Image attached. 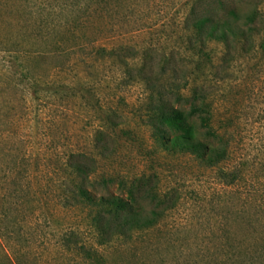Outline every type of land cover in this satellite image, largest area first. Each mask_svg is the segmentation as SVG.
Returning a JSON list of instances; mask_svg holds the SVG:
<instances>
[{"label":"rangeland","instance_id":"obj_1","mask_svg":"<svg viewBox=\"0 0 264 264\" xmlns=\"http://www.w3.org/2000/svg\"><path fill=\"white\" fill-rule=\"evenodd\" d=\"M217 1L0 0V264H89L63 247L72 231L105 264L264 246V0H224L257 16L228 42L194 27ZM197 95L228 151L215 167L167 150L153 127L160 99L188 110ZM81 187L174 203L154 227L100 246Z\"/></svg>","mask_w":264,"mask_h":264},{"label":"trees","instance_id":"obj_2","mask_svg":"<svg viewBox=\"0 0 264 264\" xmlns=\"http://www.w3.org/2000/svg\"><path fill=\"white\" fill-rule=\"evenodd\" d=\"M211 10L199 14L194 20V27L198 34L205 31L207 35L215 40L228 42L230 38L245 35V26L254 23L256 14L253 12L241 14L235 6L226 4L224 0H218ZM211 7V6H210ZM223 11V14L220 13ZM188 110L167 106L164 99H160L156 107V115L153 118V127L157 137L167 150L176 152H188L197 160L209 167H215L227 159L228 151L220 144V135L211 128V113L201 95L194 97ZM195 119L200 123L195 124ZM168 129L175 130L173 136H167ZM205 130V131H204ZM212 140L211 145L207 141ZM83 164L74 166L75 171L84 173ZM236 183L239 174L228 175ZM145 198L149 201L150 208L144 207L137 199L135 188L130 189L127 196L121 194H110L100 196L91 193L88 188L78 189L74 199L78 204L89 206L91 209V232L94 238H98L100 246L113 242L114 239L128 238L136 231H144L154 227L159 218L167 209L173 207L174 198L171 193L163 196L149 189ZM171 202V204H170ZM260 210L264 204L260 203ZM73 235L63 238V247L66 251L76 252L85 261L95 264H105L104 254L96 248H89L85 243H80L77 231ZM127 243V242H124ZM223 259L204 260L194 262L196 264H264V246L257 249L242 250V245L225 249ZM164 262H162L163 264ZM194 264L186 260L178 264ZM165 264V263H164Z\"/></svg>","mask_w":264,"mask_h":264}]
</instances>
